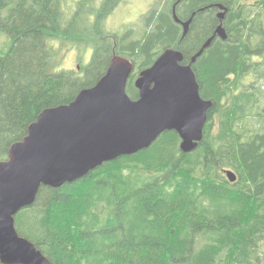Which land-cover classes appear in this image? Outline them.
<instances>
[{"label":"trees","instance_id":"16d2710c","mask_svg":"<svg viewBox=\"0 0 264 264\" xmlns=\"http://www.w3.org/2000/svg\"><path fill=\"white\" fill-rule=\"evenodd\" d=\"M127 3L0 0L8 40L0 50V162L40 113L95 86L114 56L135 65L133 100L135 81L167 49L189 64L214 36L222 5L228 39L216 37L193 65L201 97L213 102L204 139L185 154L178 133L167 131L82 180L43 187L16 216L19 234L53 264H264V0H155L135 22L107 25ZM176 4L182 22L196 14L185 37ZM71 50L85 65L67 71L62 54ZM223 170L238 182H226Z\"/></svg>","mask_w":264,"mask_h":264},{"label":"water","instance_id":"95a60500","mask_svg":"<svg viewBox=\"0 0 264 264\" xmlns=\"http://www.w3.org/2000/svg\"><path fill=\"white\" fill-rule=\"evenodd\" d=\"M182 1V0H179ZM185 37L196 14L182 22ZM220 24L187 65L184 54L167 49L135 81L133 100L128 83L135 71L126 57L114 56L105 75L82 90L70 104L44 110L27 135L0 162V258L6 264H53L15 228L17 213L32 206L43 187L58 189L122 157L150 148L167 131L178 133L180 149L191 153L204 139L213 102L201 97L193 65L216 37L228 39L223 21L228 9L219 5ZM230 184L234 171L223 170Z\"/></svg>","mask_w":264,"mask_h":264},{"label":"rangeland","instance_id":"374dc122","mask_svg":"<svg viewBox=\"0 0 264 264\" xmlns=\"http://www.w3.org/2000/svg\"><path fill=\"white\" fill-rule=\"evenodd\" d=\"M155 0H128V3L123 5L122 7L118 8L107 20V25L113 26V27H121L122 25L129 23V22H135L138 20L136 16L143 14L149 10V8L152 6L153 2ZM125 16V17H124ZM130 16V17H128ZM129 19V20H128ZM128 20L127 22H125ZM55 46V44H53ZM8 46V40L4 35H0V50H5ZM65 46V45H63ZM102 49H105L102 51L103 57L108 54V50H110V47L103 46ZM89 53H85L84 56L88 57ZM63 56V63H62V69H66L67 71L70 69L76 70L78 67L82 68L83 65H85V61H80L79 56L75 50H71L67 52L66 54H62ZM84 57V58H85ZM206 132V129L204 130V133ZM197 149V148H196ZM195 152V151H193ZM191 152V153H193ZM189 154V153H188ZM241 184V183H240ZM36 202V201H35ZM35 203L32 205L34 206ZM29 206V207H32ZM25 207L22 210H20L17 215H19L24 209L29 208ZM44 207L42 205L38 206L36 209H43ZM16 215V216H17ZM15 228L17 232L19 233V225L18 221L15 218ZM0 264H6L3 262L0 258Z\"/></svg>","mask_w":264,"mask_h":264},{"label":"bare ground","instance_id":"6f19581e","mask_svg":"<svg viewBox=\"0 0 264 264\" xmlns=\"http://www.w3.org/2000/svg\"><path fill=\"white\" fill-rule=\"evenodd\" d=\"M87 12V11H86ZM178 16V15H177Z\"/></svg>","mask_w":264,"mask_h":264}]
</instances>
